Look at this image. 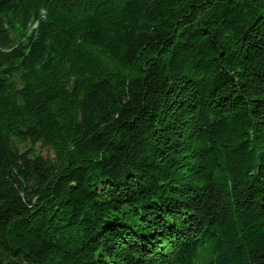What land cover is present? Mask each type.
<instances>
[{
	"label": "trees",
	"instance_id": "trees-1",
	"mask_svg": "<svg viewBox=\"0 0 264 264\" xmlns=\"http://www.w3.org/2000/svg\"><path fill=\"white\" fill-rule=\"evenodd\" d=\"M0 264H264V0H0Z\"/></svg>",
	"mask_w": 264,
	"mask_h": 264
},
{
	"label": "rangeland",
	"instance_id": "rangeland-1",
	"mask_svg": "<svg viewBox=\"0 0 264 264\" xmlns=\"http://www.w3.org/2000/svg\"><path fill=\"white\" fill-rule=\"evenodd\" d=\"M37 150L39 153H41L43 156H53L54 153L50 149H44L41 147H37Z\"/></svg>",
	"mask_w": 264,
	"mask_h": 264
}]
</instances>
